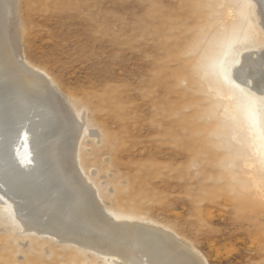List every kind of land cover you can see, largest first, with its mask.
<instances>
[{
    "label": "rangeland",
    "instance_id": "obj_1",
    "mask_svg": "<svg viewBox=\"0 0 264 264\" xmlns=\"http://www.w3.org/2000/svg\"><path fill=\"white\" fill-rule=\"evenodd\" d=\"M246 2L13 0L23 61L85 124L78 163L104 208L172 232L205 264H264L256 98L222 74ZM0 264L122 263L25 229L0 196Z\"/></svg>",
    "mask_w": 264,
    "mask_h": 264
},
{
    "label": "bare ground",
    "instance_id": "obj_2",
    "mask_svg": "<svg viewBox=\"0 0 264 264\" xmlns=\"http://www.w3.org/2000/svg\"><path fill=\"white\" fill-rule=\"evenodd\" d=\"M14 6L0 0V196L18 221L122 264H205L172 232L114 219L104 208L78 163L85 124L51 79L23 61ZM245 9L249 30L222 74L256 98L253 119L264 138V0H247Z\"/></svg>",
    "mask_w": 264,
    "mask_h": 264
}]
</instances>
